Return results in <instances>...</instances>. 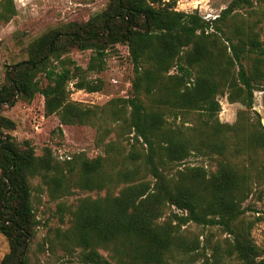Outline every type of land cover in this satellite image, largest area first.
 <instances>
[{
	"label": "trees",
	"instance_id": "1",
	"mask_svg": "<svg viewBox=\"0 0 264 264\" xmlns=\"http://www.w3.org/2000/svg\"><path fill=\"white\" fill-rule=\"evenodd\" d=\"M174 1L108 0L87 22L42 34L27 46L26 60L8 66L0 85V234L9 252L0 264H27L38 224L30 180L59 182L48 176L56 169L50 150L36 156L29 143H17L10 134L15 123L2 115L3 107L40 94L45 115L56 114L60 125H98L109 132L94 120L95 111L69 99L70 82L88 93L102 85L82 77L84 70L68 54L90 50L87 70L101 71L93 61L100 63L117 44L126 47L132 64L131 90L118 100L121 109L111 102L107 108L120 117L117 129L133 134L144 155L132 151L113 173L105 171L109 158L80 161L77 188L102 189L107 181L125 185L116 195L82 198L71 212V226L58 234L61 240L80 249L84 264H190L179 258L199 249L198 236L188 238L181 228L193 223L227 235L226 255L239 264H264L251 239L252 224L242 220L243 202L255 184L264 183V126L251 111L254 91L264 88V0H232L209 20L175 10ZM15 15L13 0H0V22ZM222 96L243 107L233 124L218 119ZM191 155L217 156L216 170L186 166L168 173ZM142 172L151 180H140ZM171 206L176 212L161 220ZM205 259L225 264L219 256Z\"/></svg>",
	"mask_w": 264,
	"mask_h": 264
},
{
	"label": "rangeland",
	"instance_id": "2",
	"mask_svg": "<svg viewBox=\"0 0 264 264\" xmlns=\"http://www.w3.org/2000/svg\"><path fill=\"white\" fill-rule=\"evenodd\" d=\"M168 2L169 0H165ZM232 0H175L174 8L184 13L197 12L206 20L215 18ZM16 15L9 21L0 22V85L4 82L8 66L27 59V46L42 34L61 26L76 22L85 23L92 16L103 11L108 0H13ZM261 38L264 40V23ZM68 57L76 66L84 70L82 77L93 82H101L99 92L88 93L76 90L73 82L67 86L69 99L85 109L96 112L94 120L104 122L109 132L102 131L94 125H60L56 114L46 116L44 98L36 94L29 101L17 100L11 107H3L1 113L15 123V130L10 134L17 143L27 142L34 148L36 156H42L50 150L55 170L48 173L49 178L58 179L52 185L49 179L36 176L30 180L31 200L35 216L38 220L35 235L29 242L27 264H84L80 260V249L61 240V232L71 226V212L82 198L95 199L106 195H116L124 182L107 181L102 189L81 190L75 186L74 180L81 160L109 158L105 171L113 173L123 166V159L130 157L137 150L143 157V149L134 145L133 134L127 130L119 131V115L109 111L107 107L119 110L122 103L118 100L130 96L132 64L125 46L115 45L108 50L102 61H93L101 66V71H88L91 61L90 50H72ZM92 64V65H93ZM58 66V64H56ZM59 70V67H57ZM170 71V73H172ZM40 85H46V79L38 75ZM220 110L218 119L221 123L233 124L239 104L229 103L226 96L219 97ZM111 102V105L109 104ZM253 118H259L264 126V88L254 91ZM126 113V110H125ZM169 121H173L169 119ZM218 157L189 156L182 165L174 168L169 174L186 166H204L207 172H214L218 165ZM141 160V159H140ZM140 180L150 181L151 176L142 172ZM49 182V184H48ZM243 202L242 220L252 224L251 239L264 255V183L255 184L252 193ZM171 212V206L165 211L164 220ZM193 239L198 236L199 249L189 255L180 257L190 264H206L218 259L225 264H239L232 256L226 255V238L217 227H201L189 223L181 228ZM219 249V251H218ZM9 252L7 239L0 234V262Z\"/></svg>",
	"mask_w": 264,
	"mask_h": 264
}]
</instances>
